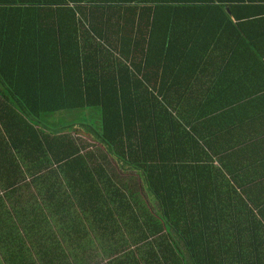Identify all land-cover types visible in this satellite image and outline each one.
<instances>
[{"label":"trees","instance_id":"16d2710c","mask_svg":"<svg viewBox=\"0 0 264 264\" xmlns=\"http://www.w3.org/2000/svg\"><path fill=\"white\" fill-rule=\"evenodd\" d=\"M256 73L264 0H0L1 174L20 162L38 196L17 222L33 262L264 264L241 179L264 168ZM70 111L94 123L40 124Z\"/></svg>","mask_w":264,"mask_h":264},{"label":"crops","instance_id":"0c3cea01","mask_svg":"<svg viewBox=\"0 0 264 264\" xmlns=\"http://www.w3.org/2000/svg\"><path fill=\"white\" fill-rule=\"evenodd\" d=\"M207 61L204 62V59L200 60L199 62V66H201L202 62H204V66L205 67H201L202 69L200 70V72H197L196 75H193V89H204L208 86L209 84V80L211 79L209 77V75H211V72L215 71L218 69L220 62L222 61V58L219 56H211L210 59H206ZM244 63V59L242 57L238 58V64L240 67L242 64ZM233 73L230 74V77L233 78L234 81H238V79L244 74L242 72H236L235 70L232 71ZM244 76V75H243ZM224 80H226L227 82H229L228 79H226L225 77H223ZM248 83H245V86H242V88H245L247 86L248 89L251 90H255L256 93L255 95L260 96H264V73H256L253 74L251 76L248 77ZM258 100V99H257ZM259 104L264 105V99H260L258 101ZM0 153H1V147H0ZM264 155V152H262ZM5 155V154H4ZM258 155H261L260 153H258ZM6 156V155H5ZM7 157H2L0 156V160H2V162H0V224L1 229L3 228L4 224L10 223V224H16L17 226V222H21V217L22 216H28L27 210L30 208H33L34 204L37 203V198L38 196L35 195V189L32 185V180H30L27 176L24 175V171L22 169V164L20 162H18V169H16V175L17 178H15L12 175H8V176H3L1 174V172L4 170V168L6 167V164L4 161V159ZM264 159V158H262ZM7 170V169H6ZM8 172H6L5 175H7ZM242 173H239V175ZM251 175L254 176V178H252ZM245 178H241L243 179V181H245V184H248L249 186L247 187L246 190H252L253 192V200H254V209H255V216L256 219L261 222L262 224H264V168L262 169H255L253 172H244L242 174V176H246ZM241 177V175H240ZM10 181H15V186H14V191H17L18 193H28L26 196H30L29 199V205L25 200H19V202L16 204V201L18 200L15 196L13 197L9 191V188H4V184H6L7 182ZM241 182H243L242 180H240ZM254 183L253 185L250 186V183ZM25 196V197H26ZM14 209V208H24L26 210V212H23V210L18 211L15 215L11 214V210L10 209ZM6 209V210H4ZM21 216V217H18ZM29 217V216H28ZM7 222V223H6ZM18 230H20V235L16 234V243H14L13 241L11 243H5L6 248H8L7 252L8 256H12V254L14 253V251L19 250L21 243L18 245L19 242L25 243V254H28L30 256L33 255V252L29 246V243L27 241V237L24 235L25 233L22 232V230L17 226ZM6 253H3L6 255ZM6 260V257H5ZM0 264H10L9 259L6 261L1 262L0 260Z\"/></svg>","mask_w":264,"mask_h":264},{"label":"rangeland","instance_id":"374dc122","mask_svg":"<svg viewBox=\"0 0 264 264\" xmlns=\"http://www.w3.org/2000/svg\"><path fill=\"white\" fill-rule=\"evenodd\" d=\"M69 122L90 124V123H94V119H93V116H90V115L88 116L87 114L81 115V113H78L76 111L59 112L53 116H50L48 119H46L45 122L40 123V124L43 125L44 128L54 131V130H57L59 126L66 125ZM5 161L8 162V160L4 159V162ZM215 161L217 165L218 161L216 159ZM10 162L12 164L14 163L13 160H10ZM127 174L134 175V173H127ZM26 200L29 201V199H26ZM26 217L23 216V220L26 219ZM18 223L20 222L18 221ZM1 226L2 225L0 224V260L1 262L9 259L10 264H35L32 258L28 254L24 253L25 247H26L25 243L19 242L18 245L21 243L20 248L19 250L14 251L12 256L9 257L8 253H6L8 248L5 249L6 247L5 243L8 244V243H11L12 241L16 243L15 241V239L17 238L16 234L20 235V232H19L20 230H18L17 226L20 228V225L17 224L16 226V224L14 225V224L7 223V224H4L2 229H1ZM3 253H6L7 256H5V254ZM5 257H6V260H5Z\"/></svg>","mask_w":264,"mask_h":264}]
</instances>
